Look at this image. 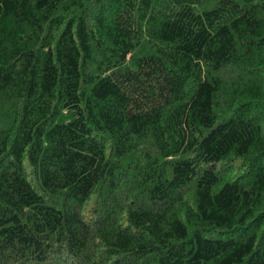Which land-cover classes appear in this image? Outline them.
Here are the masks:
<instances>
[{
	"label": "trees",
	"instance_id": "trees-1",
	"mask_svg": "<svg viewBox=\"0 0 264 264\" xmlns=\"http://www.w3.org/2000/svg\"><path fill=\"white\" fill-rule=\"evenodd\" d=\"M0 264H264V0H0Z\"/></svg>",
	"mask_w": 264,
	"mask_h": 264
},
{
	"label": "rangeland",
	"instance_id": "rangeland-1",
	"mask_svg": "<svg viewBox=\"0 0 264 264\" xmlns=\"http://www.w3.org/2000/svg\"><path fill=\"white\" fill-rule=\"evenodd\" d=\"M26 166H27V168L29 169L30 167H29V164L26 162Z\"/></svg>",
	"mask_w": 264,
	"mask_h": 264
}]
</instances>
